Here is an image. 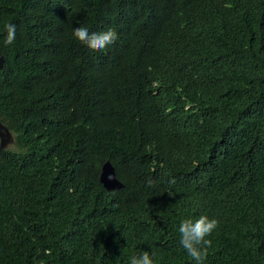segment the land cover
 <instances>
[{"label": "trees", "instance_id": "obj_1", "mask_svg": "<svg viewBox=\"0 0 264 264\" xmlns=\"http://www.w3.org/2000/svg\"><path fill=\"white\" fill-rule=\"evenodd\" d=\"M0 50V264H195L201 215L204 264H264V0H0Z\"/></svg>", "mask_w": 264, "mask_h": 264}, {"label": "clouds", "instance_id": "obj_2", "mask_svg": "<svg viewBox=\"0 0 264 264\" xmlns=\"http://www.w3.org/2000/svg\"><path fill=\"white\" fill-rule=\"evenodd\" d=\"M5 29L7 33L6 43L12 44L15 40L16 25L12 23L6 24ZM72 36L80 44L92 51L103 50L118 39V34L113 28L105 31L90 32L85 26L72 29ZM217 225L218 221L215 218H209L207 215H201L195 219L186 218L179 222L177 229L179 243L192 260L195 261V264H204L208 249L211 246V241L206 239V237L211 235ZM153 255L148 250H143L130 256L129 264H154Z\"/></svg>", "mask_w": 264, "mask_h": 264}, {"label": "water", "instance_id": "obj_3", "mask_svg": "<svg viewBox=\"0 0 264 264\" xmlns=\"http://www.w3.org/2000/svg\"><path fill=\"white\" fill-rule=\"evenodd\" d=\"M5 58L2 56L0 51V70L3 68ZM15 138L9 128L0 121V146L3 149L9 148L13 145ZM100 181L108 191L119 190L124 187V184L118 179L115 167L110 161L104 163L102 167Z\"/></svg>", "mask_w": 264, "mask_h": 264}, {"label": "rangeland", "instance_id": "obj_4", "mask_svg": "<svg viewBox=\"0 0 264 264\" xmlns=\"http://www.w3.org/2000/svg\"><path fill=\"white\" fill-rule=\"evenodd\" d=\"M9 147H11V145Z\"/></svg>", "mask_w": 264, "mask_h": 264}]
</instances>
